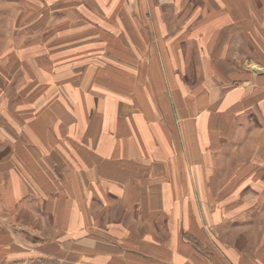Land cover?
Listing matches in <instances>:
<instances>
[{"label": "crops", "instance_id": "0c3cea01", "mask_svg": "<svg viewBox=\"0 0 264 264\" xmlns=\"http://www.w3.org/2000/svg\"><path fill=\"white\" fill-rule=\"evenodd\" d=\"M155 26L157 36H164L162 27ZM163 43L143 75L134 74L127 82L132 93L118 97L116 87L112 94L96 82L82 86L84 76L81 87L63 93L65 105L35 114L28 127L32 144L43 152L16 140L15 117L7 118L9 130L0 124V212L21 209L34 198L38 207L33 215L49 220L58 213L59 224L87 232V204L70 201L81 197L92 174L100 199L94 221L109 229L94 237L91 253L81 250V259L90 256L93 264H264L261 206L246 210L213 202L217 191L210 186L213 168L208 166L213 161L203 153L205 147L220 153L218 135L230 129L231 121L242 126L247 111V96L238 90L242 83L232 73L225 80H203L207 76L197 64L195 84L187 85L189 61L181 58L179 43ZM254 86L259 96L249 115L257 119L264 113V78L255 77ZM101 92L109 93L108 101L100 100ZM87 97L90 104H81ZM70 100L77 107L74 115ZM67 113L76 123L70 129H65ZM47 150L51 156L43 157L40 153ZM58 162L73 173L71 179L60 178L70 199L62 197L58 206L48 207L44 195L55 187L63 193L52 167Z\"/></svg>", "mask_w": 264, "mask_h": 264}, {"label": "rangeland", "instance_id": "374dc122", "mask_svg": "<svg viewBox=\"0 0 264 264\" xmlns=\"http://www.w3.org/2000/svg\"><path fill=\"white\" fill-rule=\"evenodd\" d=\"M155 24L164 36H157ZM174 41L180 45L181 58L189 61L187 85L195 84L197 64L207 76L203 80H225L232 73L242 83L238 90L248 99L242 126L237 121L232 126L231 121V130L218 135L220 153L217 149L212 154L214 149L208 147L203 153L213 161L208 165L213 168L210 186L217 191L213 202L236 203L246 210L261 206L264 220V113L257 119L249 115L259 96L254 79L264 78V0H0V124L9 130L8 121L15 117L20 130L14 133L16 140L36 148L28 125L35 114L65 105L63 93L81 87V77L86 76L82 86L96 82L101 91L110 89L112 94L116 87L118 97L130 94L127 82L134 74L143 75L158 43L166 47ZM99 97L104 103L109 93ZM81 104H90L89 98ZM75 106L70 100L73 115ZM260 109L264 110L263 103ZM69 116L65 129L76 125ZM74 128L81 135V129ZM57 139L66 145V140ZM40 154L51 156L48 150ZM63 165L52 166L63 193L55 187L51 195H44L48 207L58 206L62 197L70 199L60 178L71 179L73 173ZM87 176L89 187L70 201L87 204V232L59 224L58 213L49 220L33 215L38 206L34 198L28 199L20 210L12 206L5 215L0 212V264L94 263L90 256L81 259V250L91 253L94 237L109 226L94 221L100 199L92 174Z\"/></svg>", "mask_w": 264, "mask_h": 264}]
</instances>
